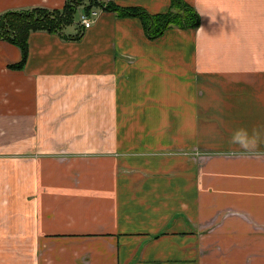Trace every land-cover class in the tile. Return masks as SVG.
Instances as JSON below:
<instances>
[{"label": "crops", "instance_id": "obj_1", "mask_svg": "<svg viewBox=\"0 0 264 264\" xmlns=\"http://www.w3.org/2000/svg\"><path fill=\"white\" fill-rule=\"evenodd\" d=\"M185 1L200 27L154 41L100 7L79 40L32 33L20 67L0 41V264H264V0Z\"/></svg>", "mask_w": 264, "mask_h": 264}, {"label": "trees", "instance_id": "obj_2", "mask_svg": "<svg viewBox=\"0 0 264 264\" xmlns=\"http://www.w3.org/2000/svg\"><path fill=\"white\" fill-rule=\"evenodd\" d=\"M81 7L84 13L80 11ZM97 7L121 17L139 18L147 38L153 41L161 38L171 28L197 30L201 25L200 15L185 0H171L169 10L159 14L149 13L140 7H120L112 2L105 3L100 0H68L61 10L34 8L1 13L0 40L10 41L21 50L22 62L16 66L20 67L26 60L28 40L32 33L42 31L62 33L75 23L77 13L90 15ZM77 27L80 31L73 40H79L82 29H85L81 22Z\"/></svg>", "mask_w": 264, "mask_h": 264}, {"label": "clouds", "instance_id": "obj_3", "mask_svg": "<svg viewBox=\"0 0 264 264\" xmlns=\"http://www.w3.org/2000/svg\"><path fill=\"white\" fill-rule=\"evenodd\" d=\"M230 143L239 146L246 152H254L258 146V133L254 130L252 135H249L246 129H237L232 133Z\"/></svg>", "mask_w": 264, "mask_h": 264}, {"label": "built area", "instance_id": "obj_4", "mask_svg": "<svg viewBox=\"0 0 264 264\" xmlns=\"http://www.w3.org/2000/svg\"><path fill=\"white\" fill-rule=\"evenodd\" d=\"M97 16V12L91 13V15L83 14L81 15V24L85 29H88L92 26L94 18Z\"/></svg>", "mask_w": 264, "mask_h": 264}, {"label": "rangeland", "instance_id": "obj_5", "mask_svg": "<svg viewBox=\"0 0 264 264\" xmlns=\"http://www.w3.org/2000/svg\"><path fill=\"white\" fill-rule=\"evenodd\" d=\"M86 3H88V1L85 2V4H86ZM82 10H83V9H82V7H81V8H80V11H81L82 13H84ZM81 15H82V14H81ZM81 15H80L79 13L76 14V16H75V23H74L72 26H69L71 30H73V28L77 27V24L81 22ZM0 41L6 42V43L11 44V45L15 46L16 48H18L15 44L11 43L10 41H6V40H0Z\"/></svg>", "mask_w": 264, "mask_h": 264}]
</instances>
